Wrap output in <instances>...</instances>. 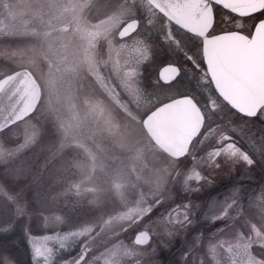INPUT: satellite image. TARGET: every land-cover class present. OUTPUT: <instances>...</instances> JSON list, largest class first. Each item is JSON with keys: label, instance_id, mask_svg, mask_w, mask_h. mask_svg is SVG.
I'll return each mask as SVG.
<instances>
[{"label": "rangeland", "instance_id": "rangeland-1", "mask_svg": "<svg viewBox=\"0 0 264 264\" xmlns=\"http://www.w3.org/2000/svg\"><path fill=\"white\" fill-rule=\"evenodd\" d=\"M133 19L137 32L119 40ZM167 29L145 0H0V78L27 69L42 89L34 114L0 133V249L13 264H26V230L47 233L55 264H181L184 252L190 264H256L253 253L264 256V120L225 106L178 159L143 129L176 97L175 85L153 82L156 70L191 49L181 34L179 48L165 43ZM187 72L193 79L181 90L196 93L198 73ZM226 134L254 165L222 158L219 169L209 166L213 138ZM197 171L212 181L200 191ZM233 197L226 223L235 218L244 236L210 235L218 225L202 219L209 200L219 212ZM188 201L194 223H176ZM142 231L151 240L136 245Z\"/></svg>", "mask_w": 264, "mask_h": 264}, {"label": "snow or ice", "instance_id": "snow-or-ice-1", "mask_svg": "<svg viewBox=\"0 0 264 264\" xmlns=\"http://www.w3.org/2000/svg\"><path fill=\"white\" fill-rule=\"evenodd\" d=\"M166 2L173 4L175 0H166ZM194 6L201 12L210 11L212 16L211 26L203 35L198 32L184 30L190 38V47L196 50L199 59L192 52L184 49L180 52L181 59L165 62L156 70L153 82L165 87L175 85V98L188 97L199 110L204 121L212 120L216 115L221 114L225 106L235 115L247 120H264V106L254 112H247L229 103L225 98L229 92L234 90L236 82L252 75L264 77V34L258 33V26H264V0H237L232 6H226L224 0H194ZM239 8L249 10L237 11ZM200 18L198 13L194 19L199 20ZM237 21H241V23H237ZM243 21L248 22L246 26ZM218 22L222 23L219 29L217 28ZM229 22L231 27L227 26ZM227 32H239L246 39L241 43L232 45L206 43L207 39L221 37ZM161 39L165 43L174 42L177 48L180 47V39L174 34L169 37V33L165 32ZM189 65L195 70V73H198V75H195V87L196 93H199V97L204 101L203 104L200 103V98L196 93L190 90H181L185 79L189 81L193 79L194 73L187 72ZM168 68L173 70L170 79H162L160 73ZM205 108L208 109V112H205ZM201 127L203 129V125ZM232 141L233 138L230 134L213 138L212 147L205 154L210 162L209 166L219 169L222 158L225 162L229 159L234 162L242 161L249 167L256 163V159L251 153L240 148ZM191 179L190 177L189 180ZM189 180L185 181L186 185ZM211 183V180H208L202 173L197 171L194 180H192L193 190L200 191L202 185ZM217 203L216 198H212L202 213V219L218 225L210 235L225 233L228 230L244 236V233L240 232L239 227L236 226L235 218L226 223L228 210L235 207L237 200L233 197L227 202V208L221 209L219 212L213 211ZM196 207H200L199 203ZM192 208V202L188 201L182 209V215L175 222L194 223ZM238 215H243L242 208ZM2 235L4 233H0V236ZM197 235L203 236V231L201 230ZM257 235L261 234L257 233ZM24 236L28 248L26 264H55L54 250L46 239L47 233H32L26 230ZM216 243L220 247L227 246V240L224 236H221ZM257 246L264 248V244ZM190 255L188 252L182 253L181 264H190ZM253 255L256 264H264V256H256L255 253ZM9 256H11L10 252L0 249V264H13V262H10ZM13 261L14 264H22L19 259L13 258ZM159 264H171V261L166 257H162ZM201 264H203L202 260Z\"/></svg>", "mask_w": 264, "mask_h": 264}, {"label": "water", "instance_id": "water-1", "mask_svg": "<svg viewBox=\"0 0 264 264\" xmlns=\"http://www.w3.org/2000/svg\"><path fill=\"white\" fill-rule=\"evenodd\" d=\"M148 2L173 24L182 30H190L203 35L211 26L210 11L201 12L194 6V0H175L169 4L166 0H148ZM237 0H224L226 6H232ZM239 8L237 11H248ZM200 19L195 20L197 14ZM139 22L132 20L120 30L118 37L125 39L135 33ZM258 33L264 34V26H258ZM246 37L238 32L225 33L221 37L206 40L207 44L232 45L241 43ZM173 70L164 69L162 79H170ZM42 96L41 88L27 69L17 70L0 79V133L30 117L37 109ZM229 103L243 111L254 112L264 106V77L249 76L236 82L233 91L225 97ZM204 119L188 97L177 98L160 106L144 121L143 126L153 142L166 154L181 158L188 153L191 143L200 134ZM151 240L146 231L139 232L136 245H147Z\"/></svg>", "mask_w": 264, "mask_h": 264}, {"label": "flooded vegetation", "instance_id": "flooded-vegetation-1", "mask_svg": "<svg viewBox=\"0 0 264 264\" xmlns=\"http://www.w3.org/2000/svg\"><path fill=\"white\" fill-rule=\"evenodd\" d=\"M146 1V0H145ZM147 2V1H146ZM148 3V2H147ZM148 5L152 8V10L153 11H155L157 14H159V16L162 18V21L165 23V27L167 26L169 29H167L168 31L167 32H169L170 33V31H171V33L172 34H174V35H177V34H181V35H183V36H186V37H188L189 38V36L187 35V33L184 31V30H182V29H180L179 27H177V26H175L173 23H171L168 19H166L162 14H160L157 10H155L149 3H148ZM237 23H241V21H237ZM243 23L245 24V26L247 25V21H243ZM222 26V23L221 22H218V24H217V28L219 29L220 27ZM227 26L228 27H231V23L229 22L228 24H227ZM122 28V27H121ZM120 28V29H121ZM170 30V31H169ZM119 31L120 30H118V33H119ZM173 31V32H172ZM118 33H117V38H118ZM227 33H231V32H227ZM239 33V32H238ZM135 34V33H134ZM133 34V35H134ZM132 35V36H133ZM132 36H130V37H128V38H126L125 40H127V39H129V38H131ZM177 37H178V35H177ZM190 52L192 51V52H196L195 51V49H193V48H191L190 50H189ZM186 97V96H185ZM174 99H177V98H173V99H171V100H169V101H166V102H164V103H162L160 106H162V105H164V104H166L167 102H170V101H172V100H174ZM160 106H158L157 108H159ZM156 108V109H157ZM155 109V110H156ZM155 110H153V111H155ZM152 111V112H153ZM152 112H150L148 115H150ZM147 115V116H148ZM146 116V117H147ZM145 117V118H146ZM144 118V119H145ZM204 124H205V121H204ZM144 131H145V133H147L146 132V130L144 129ZM201 134V133H200ZM199 134V135H200ZM197 139V138H196ZM196 139H194L193 141H195ZM172 158H174V157H172ZM175 159H177V158H175Z\"/></svg>", "mask_w": 264, "mask_h": 264}]
</instances>
